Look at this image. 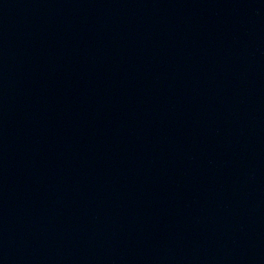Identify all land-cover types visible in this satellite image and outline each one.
Returning <instances> with one entry per match:
<instances>
[{
  "label": "water",
  "instance_id": "water-1",
  "mask_svg": "<svg viewBox=\"0 0 264 264\" xmlns=\"http://www.w3.org/2000/svg\"><path fill=\"white\" fill-rule=\"evenodd\" d=\"M0 264H264V0H0Z\"/></svg>",
  "mask_w": 264,
  "mask_h": 264
}]
</instances>
